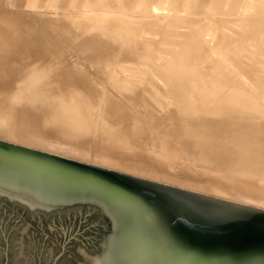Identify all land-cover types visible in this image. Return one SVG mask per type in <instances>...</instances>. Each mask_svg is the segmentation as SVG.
<instances>
[{
    "label": "bare ground",
    "instance_id": "6f19581e",
    "mask_svg": "<svg viewBox=\"0 0 264 264\" xmlns=\"http://www.w3.org/2000/svg\"><path fill=\"white\" fill-rule=\"evenodd\" d=\"M88 1L94 5V0ZM188 1V6L191 7L192 11H204L206 9H203L202 0ZM224 1L215 0L216 12L231 14L233 13L231 10L237 11L240 6L239 0H229L227 5ZM95 2V6H97L98 2L96 0ZM133 3L138 5H135L134 8L127 1L122 10L130 12L134 9L145 11V13L151 10L148 5L150 0H139L138 3ZM245 3L246 8L244 7L241 12L238 10L239 16L233 17L234 20L231 17L234 25L227 26V28L224 27L226 23L222 20L223 18L208 17L215 21V23L213 21L211 23L222 27L217 41L218 46L215 47H218V50L220 48L224 59L226 57L227 61L229 60L234 64L235 71L246 75L252 87L247 85L248 82L243 81L246 79H240L242 80L241 83H246V86L243 85L246 88L242 85L240 87L247 92L237 89L241 84L237 78L239 85H236L237 82L234 83V79L232 81L237 90L229 93L230 91L226 88H229L230 85L225 83L226 77L223 76L222 68L217 70L215 66V71H209V67V73H207L206 67L201 66V61L198 62L204 71L193 64V56L196 60V57L199 56L198 49H203L206 43L205 41V43L201 42L202 40L200 41L195 35V28L203 24L196 16H173L165 13L166 18L165 15L162 17L156 15L155 18H149V16L148 19H131L123 14L108 18L104 15L105 12L103 15L100 12L101 16L99 13H92L90 14L92 21L88 18L89 22L80 24L81 19L80 22H76L78 25H75L78 28L75 29L74 39H78L82 33L84 34L85 31L87 33L88 29L93 27L94 30L92 28L90 30L97 32L93 33L94 35L97 34L98 38L114 42V44L110 43L116 47L113 49V46L111 45V47L109 44L112 50L108 53L105 52L106 50H103L104 54L101 51L100 55L91 53L92 59L88 60L87 65L81 60H70L72 57L69 60H28L24 65H19L18 60H7V56L0 55V139L38 147L82 160H86L88 155L91 157L92 154H97L100 158H94V160L103 162L101 165L104 166L123 168L188 188L264 207V41L262 37L264 34V0H248L247 2L245 0ZM100 4L104 7L102 2ZM164 6L168 7V5ZM208 9L210 10V8ZM6 10L8 11V9ZM9 12L11 13V11ZM78 12H80L79 9ZM73 14L70 16L68 13L71 18ZM79 14L75 13V16H81V12ZM85 15H87L86 12ZM98 15L100 17H97ZM199 17L201 18V16ZM18 19L20 20V18ZM60 19L62 21V18ZM106 20L108 21L106 22ZM23 21L25 23L26 20ZM57 23L59 24V21ZM178 23L188 24L191 28L184 34L185 37L183 35L184 39L174 36L178 34L177 29L173 30V25H178ZM70 24L73 26L71 21ZM96 24L99 25L98 29L95 27ZM38 25L40 23L36 26ZM65 25L63 24L64 27ZM170 25L173 26V29ZM38 27L34 26L35 30ZM40 30L42 33L41 27ZM46 31L49 30L46 28ZM46 31H43L46 34L45 38L48 37ZM12 32L16 33L11 30V35ZM5 33L7 30H0V43L6 42ZM51 33L49 36L54 38ZM145 33H151V37H146ZM66 36L64 35V37ZM83 38L86 39L87 37ZM77 39L76 41L79 40ZM45 40L47 41V38ZM53 40L55 41V39ZM53 40L51 39V41ZM99 41L102 42V40ZM86 42L88 43V41ZM160 42L180 43L174 61L169 59L171 63L166 69L164 67L168 65L169 60L167 61L163 59L164 56H161L163 60L167 61H165L167 65L163 67L161 64L163 67L161 70L159 69L161 74L158 73L159 70L157 73L160 76L159 79L162 80L160 82L166 85L165 91L161 90V83L159 85L156 80L158 78L148 79L149 76L142 75L143 70L141 74L135 73L142 69L141 65L148 69L154 67L157 70L160 68V63L159 67H155L156 64L153 65V63L156 60L158 65L159 61L154 58L159 57L162 51L158 55L156 54L153 59L150 56L152 54L150 52L154 51ZM65 43L62 42V46H65ZM97 43L99 42L97 41ZM6 44L10 45L7 50L12 53L16 45L15 39H11L10 36L7 38ZM94 45L97 47L96 42ZM166 45L169 44L166 43ZM83 46L79 47L83 48ZM93 46L92 51L95 49ZM250 46L254 49L248 51ZM98 48L101 49L99 46ZM98 48L96 49L98 50ZM209 49L207 48V50ZM66 50L68 51V49ZM42 51L45 58H54L48 45L43 46ZM83 52L85 53V49ZM83 52L81 51L82 54H84ZM203 53L204 51L202 54L199 53L200 56ZM85 54L89 55L90 53L87 54L86 52ZM122 55L134 56L136 60H127V57L122 58ZM221 59L223 60V58L219 60ZM195 62L197 65L198 62ZM221 62H218V66H221ZM228 64H226L227 67ZM88 65L93 66L94 70L90 69ZM212 65H215V61ZM128 71L134 73L131 72V74ZM235 73L232 74L235 75ZM232 74L229 75L232 76ZM247 87L249 88L247 89ZM248 90L251 92L248 93ZM162 96L165 99L167 97L168 101L165 102V106L168 102L167 108H164L163 104L160 105L164 101ZM96 103L99 106L97 110ZM169 104L171 105L169 106ZM94 112L99 113L96 124L100 122L112 126V130L105 134L107 140L113 138L108 145L107 143H95L96 135L94 134V127H92L95 122L92 120L96 118L97 114ZM93 114L96 116L92 119ZM35 122H40L41 125L47 127L46 130L43 131L45 128L40 127V123L34 124ZM48 128L50 132L47 131ZM114 130H118L120 133L114 134L116 132ZM52 131L56 132L57 138L52 134ZM61 135H65L64 140L62 139L63 142L67 136L71 138V143L67 139L69 143L62 144L59 141ZM95 146L99 149L96 150ZM121 151H125L124 154ZM90 157L88 156V158ZM185 157H192L193 160L185 161L183 159ZM198 171L202 175L196 174ZM198 182H204L202 184L204 187L206 183L207 187L197 186Z\"/></svg>",
    "mask_w": 264,
    "mask_h": 264
},
{
    "label": "water",
    "instance_id": "95a60500",
    "mask_svg": "<svg viewBox=\"0 0 264 264\" xmlns=\"http://www.w3.org/2000/svg\"><path fill=\"white\" fill-rule=\"evenodd\" d=\"M0 264H264V207L0 139Z\"/></svg>",
    "mask_w": 264,
    "mask_h": 264
},
{
    "label": "rangeland",
    "instance_id": "374dc122",
    "mask_svg": "<svg viewBox=\"0 0 264 264\" xmlns=\"http://www.w3.org/2000/svg\"><path fill=\"white\" fill-rule=\"evenodd\" d=\"M3 1V2H2ZM9 0H0V30H7V33H5V37H6V42H4V43H0V55L1 54H4L5 56H7L8 58H6L7 60H18V62H19V65H24L28 60H50V59H52V60H69L71 57V59L70 60H72V59H74V60H81L82 61V63H84V64H88V60H91L92 59V57H90L92 54H95V55H100V52L101 51H103V50H106L105 52H107L108 53V51H110V50H112V48L114 49V47H116V46H113L112 44H114V42H112V41H107V40H105V39H103V38H98L97 36V34H93V33H97V32H93V31H91L92 29L94 30V28L93 27H90V28H92L91 30H90V28L88 29V31H87V33H86V31L84 32V34L82 33L81 34V37H79L77 40L78 41H76V39H74L75 37H74V35H75V33H76V28H78L76 25H78V24H76V22L78 23V21L80 22L81 20V23L80 24H83V22H89V20H88V18H90V21H92L93 19H91L92 18V16H90V14H92V13H96V14H98L99 13V15H100V12L102 13V15H103V13H104V15L105 16H107L108 18L110 17V18H113L115 15H127L129 18H131V19H143V18H145V19H148V17L149 18H155L156 17V15H157V17H159V16H164L165 15V13H168V14H171V15H177V16H181V15H190L191 17H197L198 19H200V21L203 23V24H201V26L199 27V26H197L196 28H195V35L197 36V38H199L200 39V41L201 42H206L207 43V45H206V43L204 44V46H203V49L201 48V49H198V55H196V53H195V55L196 56H198V57H196V60H195V58H194V56H193V64H195V66H197V67H199V68H201L203 71H204V68H202V67H206L205 68V70L207 71V73H209L208 72V68H209V71H215V69H214V67L215 68H217V70L218 69H221V70H223L222 71V73H223V76H225L226 77V80H225V83L227 84L228 83V85H230L229 86V88L227 87L226 88V85H225V88L226 89H228L230 92L229 93H231V92H233V91H235V90H242L241 89V85L243 86V85H245L247 82V85H249V87H252V86H250L251 85V83H250V81L247 79V77H246V75L245 74H240V72L238 71H235L236 69H235V67H234V64L232 63V62H230L229 60L227 61V59H226V57H225V59H224V55H223V52H221V50H220V48H219V50H218V47H215V46H218V39H219V35H220V30H221V28L222 27H220L219 25H217V24H213V22L215 23V21L213 20V19H209L210 17L211 18H223L222 20L226 23V24H224L225 26V28H227V26H230V25H234L233 24V17H238L239 16V13H238V10H239V12H241V11H243L244 10V7L246 6V3L244 4V1L245 0H243V1H240L239 0V8H238V10L236 11V10H231V12H233V13H231V14H228V13H218V12H216V10H215V8H216V5H215V0H202V2L201 3H203L204 4V7H203V9H205L204 11H196V10H191V7L190 6H188V3H189V1L188 0H177V1H172V0H167L168 1V3H167V1L166 0H150V3L148 4L150 7V9L152 10H150V12L149 11H146L147 13H145V11H140V10H132V11H125L124 9L122 10V7H123V5H125L126 4V2L128 1L129 2V4L131 5V6H135L136 4L135 3H133V2H136V3H138V1L139 0H96L97 2H98V4H96L97 6H95V0H94V2H93V4L94 5H92L91 4V1H88L87 2V0H10V2H8ZM12 1V2H11ZM16 1V2H15ZM105 2V5H104V2ZM123 1V2H122ZM126 1V2H125ZM166 1V2H165ZM188 1V2H187ZM248 0H246V2H247ZM90 2V3H89ZM103 3V6L104 7H102V4H100V3ZM107 2V3H106ZM132 2V3H131ZM170 2L172 3L171 5H170ZM225 3H226V5L229 3V0H225L224 1ZM34 3H35V5H34ZM53 3V4H52ZM87 3H89L88 5H87ZM122 3V4H121ZM124 3V4H123ZM167 3V4H166ZM180 3V4H179ZM183 3V4H182ZM90 4H91V7H90ZM101 5V8H100V5ZM117 4V5H116ZM151 4V5H150ZM179 4V5H178ZM185 4V5H184ZM207 4V5H206ZM3 5V6H2ZM7 5V6H6ZM138 5V4H137ZM136 5V6H137ZM162 5V6H161ZM164 5H168V7H166V6H164ZM206 5V6H205ZM83 6H84V8H83ZM93 6V7H92ZM135 6V7H136ZM169 6H170V8H169ZM98 7V8H97ZM110 9H109V8ZM134 7V8H135ZM148 7V6H147ZM166 7V8H165ZM173 7V8H172ZM226 7V6H225ZM8 9V11L6 10V9ZM114 8V9H113ZM119 8V9H118ZM121 8V9H120ZM123 8H125V7H123ZM190 8V9H189ZM208 8H210V10L208 9ZM246 8V7H245ZM10 9V10H9ZM20 9V10H19ZM56 9V10H55ZM78 9H79V11L81 12V16H79L80 14V12H78ZM98 9H100V10H98ZM103 11H102V10ZM174 9V10H173ZM189 9V10H188ZM193 9V8H192ZM28 10V11H27ZM77 10V11H76ZM94 10V11H93ZM116 10V11H115ZM164 10V11H163ZM208 10V11H207ZM9 11H11V13L9 12ZM21 11V12H20ZM22 11H23V13H22ZM99 11V12H98ZM134 11V12H133ZM190 11V12H189ZM195 11V12H194ZM207 11V12H206ZM211 11V12H210ZM25 12V13H24ZM27 12V13H26ZM78 12V13H77ZM85 12H86V14L87 15H85ZM106 12H108L107 14H106ZM117 12V13H116ZM133 12V13H132ZM135 12H136V14H135ZM142 12V13H141ZM143 12H144V14H143ZM158 12V13H157ZM17 13V14H16ZM20 13V14H19ZM43 15H42V14ZM45 13V14H44ZM68 13H69V15L71 14H73V16H72V18L71 17H69V15H68ZM75 13L76 14H79V15H76L75 16ZM6 14H7V16H6ZM19 14V15H18ZM27 14V15H26ZM62 14V15H61ZM67 14V15H66ZM84 14V15H83ZM88 14H89V16H88ZM95 14V15H96ZM133 14V15H132ZM160 14V15H159ZM178 14H180V15H178ZM206 14H207V16H206ZM221 16H220V15ZM228 14V15H227ZM17 15V16H16ZM34 15V16H33ZM45 15V16H44ZM64 15V16H63ZM70 15V16H71ZM97 16V17H100V16ZM132 15V16H131ZM138 15V16H137ZM205 15V16H204ZM219 15V16H218ZM9 16V17H8ZM57 16H58V18H57ZM59 16H61V17H59ZM64 17V19H63V17ZM79 16V17H78ZM144 16H146V17H144ZM189 16V17H190ZM199 16H201V18L199 17ZM208 16H210V17H208ZM224 16H226V17H224ZM47 17H48V19H47ZM65 17H66V20L67 21H69V22H67L66 20H65ZM67 17H69V18H67ZM75 17V18H74ZM76 17H77V19H76ZM86 17V18H85ZM165 18H166V15L164 16ZM205 17V18H204ZM228 17V18H227ZM231 17H232V19L233 20H231ZM18 18H20V20L18 19ZM28 18V19H27ZM31 18V19H30ZM60 18H62V21H61V19ZM79 18V19H78ZM84 20H83V19ZM203 18H204V21H202L203 20ZM208 18V19H207ZM226 20H225V19ZM49 19H51L50 21H49ZM56 19H59V20H57L56 21ZM72 19H74V20H72ZM81 19V20H80ZM86 19H87V21H86ZM23 20H26L25 21V23H24V21ZM35 20V21H34ZM52 20H53V22H52ZM209 20H210V22H209ZM221 20V21H222ZM59 21V24L57 23ZM70 21L73 23V26H72V24H70ZM75 21V22H74ZM108 20H106V22H107ZM211 21H213L212 23H211ZM222 21V22H223ZM229 23H228V22ZM30 22V23H29ZM35 22H37L36 24H35ZM64 22V23H63ZM65 22H67V23H65ZM206 22V23H205ZM230 22H231V24H230ZM2 23V24H1ZM40 23V25H38V26H36L37 24H39ZM51 23V24H50ZM53 23V24H52ZM65 25H67V27H66V25H65V27L63 26V24ZM69 23V24H68ZM97 23V22H96ZM228 23V24H227ZM12 24V25H11ZM20 24V25H19ZM76 24V25H75ZM212 24V25H211ZM7 25V26H6ZM17 25V26H16ZM44 27H43V26ZM59 25V27H57ZM61 25V26H60ZM71 25V26H70ZM97 25V24H96ZM206 27H205V26ZM34 26L37 28L38 27V29L40 30V27L42 28V33L38 30V33H36V31L37 30H35V28H34ZM55 26H56V28H55ZM69 26H70V32H69ZM98 26L99 25H97V26H95L96 27V29H98ZM171 26V28L173 29V26H174V29L173 30H175V29H177L176 30V32H177V34L178 35H174L176 38H181V39H184V37H185V35L184 34H186L191 28H189V26H188V24L187 25H184L183 23H178V25L177 24H174L173 26L172 25H170ZM181 26H182V28H181ZM11 27V28H10ZM208 27H210V28H208ZM34 28V29H33ZM45 30H44V29ZM46 28L50 31V32H52L51 34H53V36L52 37H54V38H51L50 36H49V31H46ZM51 28H52V30H51ZM54 28V29H53ZM61 28V29H60ZM67 28V29H66ZM100 28V27H99ZM203 28H204V30H205V32H204V30H203ZM225 28H223V29H225ZM64 29H65V31H64ZM72 29H74V30H72ZM11 30H14L16 33H13L12 32V35H11ZM67 30V31H66ZM180 30V31H179ZM210 30V31H209ZM216 30V32H214ZM43 31H46V33L48 34L47 36L50 38L49 40H48V37H46L47 38V41H49L48 43H47V41L45 40L46 38H45V36H46V34H45V32L43 33ZM53 31H55L54 33H53ZM60 31H61V33H60ZM90 31H91V33H90ZM203 31V32H202ZM34 32H35V34H34ZM58 32H59V34H58ZM65 32H66V34H65ZM71 32H73V33H71ZM208 32V33H207ZM214 32V33H213ZM89 33V34H88ZM152 33V32H151ZM151 33H149V34H147V33H145L144 35L147 37H151V35L153 36V33L151 34ZM203 33V34H202ZM205 33V34H204ZM215 33H216V35H215ZM40 34H42L41 35V37H40ZM45 34V35H44ZM60 34H62V35H60ZM98 34H100V33H98ZM151 34V35H150ZM206 34H208L207 36H206ZM212 34H214V35H212ZM39 35V36H38ZM58 35V36H57ZM64 35H67L66 37H64ZM73 35V36H72ZM97 35V36H96ZM182 35V36H181ZM183 35H184V37H183ZM264 34H262V37H263V41H264V36H263ZM11 36V39L12 38H14L15 39V42H16V45L14 46V50H13V52L12 53H10V51H8L7 49L10 47V45L9 44H6L7 43V38H9ZM69 36V37H68ZM72 36V37H71ZM89 36V37H88ZM216 36V37H215ZM4 37V36H3ZM4 37V38H5ZM45 39H44V38ZM56 37V38H55ZM71 37V38H70ZM83 37H87L86 39H84ZM207 37V38H206ZM262 37L260 38L261 40H262ZM61 38V39H60ZM63 38V39H62ZM66 38V39H65ZM91 38V39H90ZM99 40H102V42L101 41H99ZM205 40H204V39ZM208 38H210V39H208ZM0 39H1V37H0ZM44 39V40H43ZM51 39L53 40V39H55V41L53 40V41H51ZM57 39V40H56ZM71 39V40H70ZM83 39H84V43L86 42V41H88V43L86 42L85 43V45H84V43H83ZM60 40V41H59ZM61 40H62V42H63V44L65 43V46H62V42H61ZM68 42H67V41ZM86 40V41H85ZM92 42H91V41ZM99 42V43H97V41ZM105 40V41H104ZM21 41V42H20ZM25 41H26V43H25ZM60 43H59V42ZM106 42V43H104V42ZM208 41V42H207ZM53 42V43H52ZM80 42V43H79ZM90 42V43H89ZM94 42H96V44H97V47H96V45H94ZM112 44H111V43ZM182 42V41H181ZM28 43H29V45H28ZM56 43V44H55ZM77 43V44H76ZM80 45H79V44ZM81 43H83V45L85 46H83V45H81ZM165 42H160V44H159V46L157 47V48H155L154 49V51L152 50L150 53H152V54H150V56H151V58L153 59L154 58V56L156 57V54L158 55L159 54V52H161V54H159L160 56V58L159 57H156V58H154V59H157V61H159L158 62V65H157V62H156V60H154V63H153V65H155L156 64V66L155 67H159V63H160V68H157V70L153 67V68H146L144 65L142 66L141 65V70H139V71H136L135 73L137 74V72L139 73V74H141L142 72V75L143 76H149L148 77V79H153V78H158V79H156L157 81H158V83H159V85H160V83H161V90L163 91H165V88H166V85H164V83L163 82H160V81H162L161 79H159V74L158 73H160L161 74V72H160V70L164 67V66H166L167 65V61L170 59L171 61H174V56H176V54H177V51L179 50V46H180V43L177 45L176 43H174V42H166L167 44H169V45H166V43H165V45H163ZM263 43V42H262ZM74 44V46H72ZM91 44V45H90ZM100 44H102L101 46H100ZM109 44H110V46L112 47H110L109 46ZM209 44H210V46H209ZM48 45V47H49V49L51 50V52H53V56H54V58H45L44 57V55H43V51H42V48H43V46H47ZM60 45V46H59ZM76 45H78V46H76ZM90 45V47H88ZM95 47H94V46ZM105 45H106V47H107V45H108V47H107V49H106V47H105ZM116 45V44H115ZM175 45V46H174ZM61 46H62V49H61ZM82 47L83 46V48H80V47ZM92 46H93V48H95L94 49V51H92ZM98 46L101 48V49H99L98 48ZM103 46V47H102ZM165 46H166V48H165ZM207 46V47H206ZM111 49H110V48ZM174 47H175V49H174ZM176 47H178V48H176ZM204 47H206V48H204ZM87 48H90V49H87ZM96 48H98V50H99V52H98V50L96 49ZM104 48V49H103ZM158 48H160L159 49V51H158ZM168 48V49H167ZM207 48H210L209 50H207ZM252 48V49H251ZM59 49V50H58ZM66 49H68V51L70 52V54H69V52L66 50ZM82 49V50H81ZM84 49H85V53L87 52V54L88 53H90L89 55H86L83 51H84ZM86 49H87V51H86ZM163 49H164V51H163ZM254 48L253 47H251L250 46V49L248 50V51H250V50H253ZM26 50H27V52H26ZM84 53V54H82L81 53V51ZM157 50V51H156ZM172 52H171V51ZM174 50V51H173ZM206 50V51H205ZM66 51V52H65ZM73 51V52H72ZM80 53H79V52ZM155 51H156V53H155ZM204 51V53H203V55H201L200 56V54H202V52ZM24 52V53H23ZM67 52H68V55H67ZM104 51H103V53L102 54H104L105 53ZM158 52V53H157ZM214 52H215V54H214ZM72 53H73V56H72ZM92 53V54H91ZM164 53V54H163ZM200 53V54H199ZM219 53V54H218ZM31 54V55H30ZM78 56H77V55ZM80 54V55H79ZM101 54V55H102ZM220 55V56H218V55ZM253 55H254V52L252 53ZM82 55H84V56H82ZM171 55H172V57H171ZM217 56V57H215V56ZM31 56V57H30ZM76 56H77V58H76ZM88 56H89V58H88ZM163 57V59H166V60H163L162 59V57ZM30 57V58H29ZM80 59H79V58ZM124 57H127V55H122V58H124ZM26 58V59H25ZM88 58V59H87ZM200 59V60H198V59ZM216 58V59H215ZM217 58H223V60H222V62H221V60H219V59H217ZM128 59H130V60H136L135 58H134V56H129V57H127V60ZM84 60V61H83ZM94 60H97V59H94ZM126 60V59H125ZM168 61V65L166 66V67H164L165 69L167 68V67H169V64L171 63V61ZM176 60V59H175ZM23 61V62H22ZM166 61V62H165ZM177 61H180V60H177ZM195 61H201L200 63H201V66L202 67H200V63L198 62V64L196 65V62ZM214 61H215V65H212V64H214ZM152 62H153V60H152ZM163 62V63H162ZM195 62V63H194ZM218 62H221L220 63V65L222 66H218ZM229 63V64H228ZM161 64H163V67H162V65ZM226 64H228L229 66L227 67L226 66ZM230 64L232 65L231 67H230ZM223 65L225 66L224 68H223ZM89 66V65H88ZM90 67V69H92V70H94L93 69V66H89ZM162 67V68H161ZM220 67V68H219ZM229 67H230V69H229ZM160 69V70H159ZM212 69H214V70H212ZM225 69H226V71H225ZM143 70V71H142ZM147 70V71H146ZM158 70H159V72H158ZM221 70H220V72H221ZM227 70H228V72H227ZM229 70H233L232 71V73L234 72H236L235 73V75L234 74H232L231 73V71L229 72ZM142 71V72H141ZM205 71V72H206ZM129 73H131V72H133V71H128ZM146 72V73H145ZM158 72V73H157ZM226 72H227V74H226ZM134 73V72H133ZM225 73V74H224ZM238 73V74H237ZM132 74V73H131ZM145 74V75H144ZM147 74H150V75H147ZM153 74H155L154 76H152ZM229 74H232V76L231 75H229ZM157 75V76H156ZM229 75V76H228ZM241 75V77H239V76ZM245 75V76H244ZM232 77V79H231V77ZM237 76V77H236ZM244 78H243V77ZM228 77V78H227ZM234 77V78H233ZM236 77V78H235ZM239 80H238V79ZM235 81H234V80ZM240 79H246V80H243V81H246V83L244 82V83H241L242 82V80H240ZM240 81L239 83H241L240 85H239V83H238V81ZM248 80V81H247ZM232 81H234V83L235 82H237L238 84H236V85H239L238 86V88L236 89L235 88V86L236 85H234V83L232 82ZM163 83V84H162ZM230 83V84H229ZM233 84V85H232ZM162 85H164L163 87H162ZM246 86V85H245ZM245 86H243V87H245ZM249 87H247V89L249 88ZM163 88V89H162ZM246 88V87H245ZM225 89V91L228 93V91ZM242 91H244V92H247V90L245 91V90H242ZM249 92H251L250 90H248V93ZM163 97V100L164 101H162V103L160 104V105H162L164 108H167L168 107V102L166 103V106H165V102L166 101H168L167 100V97H166V99H165V97L164 96H162ZM1 101H2V99H1ZM97 104L98 103H96V110L98 109V107L99 106H97ZM171 104H169V106H170ZM162 106H161V108H162ZM94 113H96L97 114V112H94ZM96 114L94 115L93 114V117H92V119L93 118H95V116H96ZM99 114V113H98ZM98 114H97V116H96V118L95 119H93L92 120V122H95V123H93L94 124V126H92V127H94V134L96 135V138H95V143H97L98 142V144H103V143H107V145L108 144H110L111 142H112V140H113V138L111 139V140H107L106 138H105V134L106 133H108V132H110L111 130H112V126H109V125H105L104 123H100V122H98L97 124H96V119H98L97 117H98ZM95 120V121H94ZM35 121H37V120H35ZM40 121V120H39ZM24 123L26 124V121H24ZM36 123H40V122H35L34 124H36ZM24 124V125H25ZM28 124H29V122H28ZM32 125H33V123H31ZM38 124H37V126H38ZM96 124V125H95ZM40 125V127H42V128H45V129H43V131L44 130H46V128L47 127H44V125H41V123L39 124ZM31 126V125H30ZM32 128H33V126H31ZM47 131H49L50 132V130H49V128L47 129ZM47 131H45V132H47ZM55 131V130H54ZM54 131H52V134L56 137V132H54ZM114 131H116V132H114V134H119L120 133V131H118V130H114ZM48 132V133H49ZM54 132V133H53ZM63 135V134H62ZM61 135V136H62ZM58 136V135H57ZM59 136L60 138H61V140H59V141H61L62 142V144H68L69 142L71 143V138H68L67 136L65 137V139L67 138V139H69V140H65V142H63V140H64V136ZM57 138V137H56ZM60 138H58V139H60ZM63 139V140H62ZM67 141H69V142H67ZM67 142V143H66ZM97 144V145H98ZM96 147V146H95ZM99 148H97L96 147V150H98ZM53 152V151H52ZM123 152H125V151H121V153H123ZM57 153V152H56ZM59 154H61V153H59ZM91 154V153H90ZM124 154V153H123ZM64 155V154H63ZM94 155V156H93ZM89 157H90V155H88ZM88 156H86V161H89V162H98L97 164H103V162H101V161H95L94 160V158L96 159V158H100V157H98L99 155H97V154H92V156L90 157V158H88ZM71 157V156H70ZM93 157V158H92ZM75 158V157H74ZM79 159V158H78ZM185 161H190V160H193V158L192 157H185V158H183ZM101 162V163H100ZM108 167H110V166H108ZM115 168V167H114ZM116 169H118V170H121V171H125V172H129V173H132V174H136V175H140V176H144V177H147V178H151V179H155V180H159V181H163V182H166V183H170V184H174V185H177V184H175V183H171V182H167V181H164V180H161V179H157V178H154V177H150V176H147V175H144V174H139V173H136V172H133V171H130V170H126V169H123V168H116ZM196 174H198V175H202L201 174V172L200 171H198ZM215 180V179H214ZM200 183L201 182H198V184H197V186H200V187H204V185H202L203 183H201V185H200ZM205 187H207V184L205 183ZM204 187V188H205ZM234 200H237V199H234Z\"/></svg>",
    "mask_w": 264,
    "mask_h": 264
}]
</instances>
